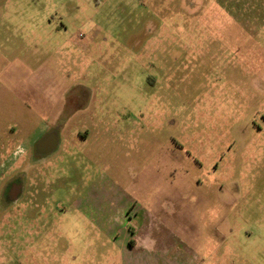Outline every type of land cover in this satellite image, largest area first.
<instances>
[{
  "label": "rangeland",
  "instance_id": "obj_1",
  "mask_svg": "<svg viewBox=\"0 0 264 264\" xmlns=\"http://www.w3.org/2000/svg\"><path fill=\"white\" fill-rule=\"evenodd\" d=\"M0 264H264V0H0Z\"/></svg>",
  "mask_w": 264,
  "mask_h": 264
},
{
  "label": "flooded vegetation",
  "instance_id": "obj_2",
  "mask_svg": "<svg viewBox=\"0 0 264 264\" xmlns=\"http://www.w3.org/2000/svg\"><path fill=\"white\" fill-rule=\"evenodd\" d=\"M65 111H67L66 106L64 107V112ZM73 115L74 114L72 112L71 116L69 118L67 117V119L60 118V120L57 121L53 120L54 122L51 124L48 122L49 124H47V131L45 132L46 133L45 137L54 135L56 138L52 144L45 142V140L43 139L41 141H38L35 147V151L37 153L44 151L51 152L52 150L57 148L59 144L57 143V140H61V136L63 135L64 130L68 133L67 140L69 143L66 148L69 150L75 147L77 140L86 139L87 138L86 133H83L81 130L79 131V129H75L76 124L74 123V121H72L74 119ZM22 191H23L22 185L20 186L19 184L8 183V185H6L1 192L2 194L1 199L3 198V200L7 199L8 201L9 200L18 201L20 199V196L22 195Z\"/></svg>",
  "mask_w": 264,
  "mask_h": 264
},
{
  "label": "water",
  "instance_id": "obj_3",
  "mask_svg": "<svg viewBox=\"0 0 264 264\" xmlns=\"http://www.w3.org/2000/svg\"><path fill=\"white\" fill-rule=\"evenodd\" d=\"M55 136L54 135H51V136H47L45 137L43 140H45V142L49 143V144H52L55 140Z\"/></svg>",
  "mask_w": 264,
  "mask_h": 264
},
{
  "label": "crops",
  "instance_id": "obj_4",
  "mask_svg": "<svg viewBox=\"0 0 264 264\" xmlns=\"http://www.w3.org/2000/svg\"><path fill=\"white\" fill-rule=\"evenodd\" d=\"M128 220H129L128 222L132 221V220H130L129 218H128ZM127 243H129V242H127ZM133 243H134L133 241H130L129 244H131L132 247H134V248L137 247L138 244H137V245H133ZM147 244H148V243H146V245H147ZM138 248H140V247H138Z\"/></svg>",
  "mask_w": 264,
  "mask_h": 264
}]
</instances>
